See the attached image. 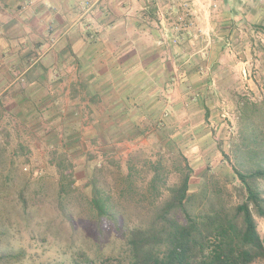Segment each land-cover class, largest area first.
<instances>
[{"label": "rangeland", "instance_id": "obj_1", "mask_svg": "<svg viewBox=\"0 0 264 264\" xmlns=\"http://www.w3.org/2000/svg\"><path fill=\"white\" fill-rule=\"evenodd\" d=\"M102 6L116 17L111 29L128 34L131 16L139 14L134 49L151 69L132 86L119 82L118 94L131 98L124 102L129 116L102 120L103 134L93 141L94 132L90 139L74 132L84 119L65 115L69 94L54 76L32 86L20 72H11L12 83L3 77L11 55L0 40V253H18L5 264H130V230L160 231V208L185 164L192 169L191 214L219 207L232 214L244 198L233 172L234 144L261 130L264 119V0H107ZM125 16L129 22L117 23ZM15 29L10 35L19 43L24 34ZM120 46L119 53L131 50L128 39ZM242 102L250 108L244 120ZM64 151L75 187L60 193L56 162ZM154 165L161 170L152 188ZM90 181L109 196L111 217L91 206ZM256 185L264 194V178ZM171 215L183 220L179 210ZM254 218L264 240V219Z\"/></svg>", "mask_w": 264, "mask_h": 264}, {"label": "crops", "instance_id": "obj_2", "mask_svg": "<svg viewBox=\"0 0 264 264\" xmlns=\"http://www.w3.org/2000/svg\"><path fill=\"white\" fill-rule=\"evenodd\" d=\"M86 1L88 0H0V40H3L2 45L11 55L10 66H5L4 70L8 73H3V77L10 79L9 82L12 83L11 72H20V79L32 86L40 85L41 81L54 76L51 81L57 82V88H67L66 94H69L63 100L67 113L63 108L62 112L58 111V116L65 113L68 117L84 119L82 129L74 132L77 136L88 134V138L94 132L96 134L89 138L93 141L97 135L100 138L103 134L101 128L97 130L102 120L109 118L115 122L120 117L129 116L124 102L131 98L124 97L125 92L118 94L119 82L125 80L128 87L132 86L139 73L144 69H151V66L150 62L145 64L144 60L141 61L139 52L134 49L137 44L135 42L141 35L139 14L131 16V21L125 16L117 22L124 24L130 21V34L119 30L120 28L115 31L111 29L114 28L111 23L115 20L116 25V17L112 14L110 16V12L102 6L107 0H102L97 7H94L96 2L89 6ZM120 6L121 4L118 5ZM12 7L19 11L14 12ZM119 12H123V9ZM12 23L15 25L7 28ZM15 26L22 28L19 34L24 35L18 37L21 44L16 42L17 36L10 35ZM126 39L129 40L131 50L119 53L123 48L120 45ZM31 54L37 55L36 59L25 62V58ZM106 71L112 74L110 78L102 73ZM124 71L129 73L124 76L130 77L128 80L122 79ZM86 120H89L90 125H87Z\"/></svg>", "mask_w": 264, "mask_h": 264}, {"label": "trees", "instance_id": "obj_3", "mask_svg": "<svg viewBox=\"0 0 264 264\" xmlns=\"http://www.w3.org/2000/svg\"><path fill=\"white\" fill-rule=\"evenodd\" d=\"M249 109L247 102L240 104L242 120L249 115ZM234 147L237 165L233 166V172L244 198L234 207L233 213L223 207L201 215L190 213L186 201L192 169L185 164L178 186L170 188V197L160 208V231L130 230L126 238L131 252L130 264H250L257 259L264 260V240L254 218L255 214L264 219V194L256 185L257 179L264 178V119L261 130L253 129L250 138L242 134ZM247 163L253 165L245 166ZM56 167L59 192L67 193L75 187V178L74 164L66 151L60 153ZM154 168L150 180L152 188L158 183L161 166L154 165ZM90 183L91 206L98 216L111 217L109 196L100 195L99 188L92 181ZM177 210L183 216L182 221L171 215ZM160 245L162 248L158 247ZM16 256L0 253V264Z\"/></svg>", "mask_w": 264, "mask_h": 264}, {"label": "built area", "instance_id": "obj_4", "mask_svg": "<svg viewBox=\"0 0 264 264\" xmlns=\"http://www.w3.org/2000/svg\"><path fill=\"white\" fill-rule=\"evenodd\" d=\"M85 3H88V1H86Z\"/></svg>", "mask_w": 264, "mask_h": 264}]
</instances>
